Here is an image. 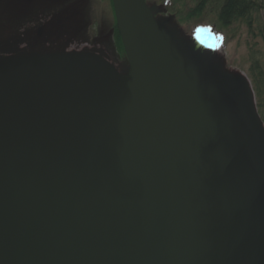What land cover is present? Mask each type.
<instances>
[{
    "label": "water",
    "instance_id": "95a60500",
    "mask_svg": "<svg viewBox=\"0 0 264 264\" xmlns=\"http://www.w3.org/2000/svg\"><path fill=\"white\" fill-rule=\"evenodd\" d=\"M112 4L126 73L0 61V264H264L253 91L178 52L144 0Z\"/></svg>",
    "mask_w": 264,
    "mask_h": 264
},
{
    "label": "rangeland",
    "instance_id": "374dc122",
    "mask_svg": "<svg viewBox=\"0 0 264 264\" xmlns=\"http://www.w3.org/2000/svg\"><path fill=\"white\" fill-rule=\"evenodd\" d=\"M256 1L246 18L235 21L229 17L233 21L227 24L219 21L218 13L228 7L237 10L239 5L232 0L227 6L225 0H170L167 4L145 0L157 23H163L166 33L172 34L178 52L184 55L196 46L200 57L210 58L224 72L239 75L254 93L250 67L258 60L264 68V36L259 33L264 26V7L261 0L257 1L261 7ZM194 5L196 12L191 9ZM117 32L112 0H0V61L89 54L126 73L128 62ZM257 101L256 97V109ZM127 111L121 118L124 131L140 123L135 108Z\"/></svg>",
    "mask_w": 264,
    "mask_h": 264
},
{
    "label": "trees",
    "instance_id": "16d2710c",
    "mask_svg": "<svg viewBox=\"0 0 264 264\" xmlns=\"http://www.w3.org/2000/svg\"><path fill=\"white\" fill-rule=\"evenodd\" d=\"M179 1L181 0H178V2ZM197 1L198 2L200 1L201 3L203 0H197ZM225 1H227L225 4L227 6V3L229 0H225ZM257 1H256V4L259 5L260 3H257ZM232 2H235L237 5H239L238 9L231 10L230 7H228L227 10L220 11L218 13V18L221 23L229 24L230 21H233L232 19H230L231 17H233L234 20L236 21L239 19H244L248 16V14H251V8H252L251 3L253 2V0H232ZM167 3H170V0H164V4H167ZM261 5L264 7L262 0H261ZM261 5L259 6L261 7ZM195 8H196V5H194V7L191 8L192 12H196V10H194ZM259 33L262 36H264V26L262 29L259 30ZM117 39L119 40L118 43H119L120 48L123 50L118 32H117ZM258 62H259L258 60L256 62H253L252 66L250 67V70L252 71L253 82L255 85V93H256L257 100H258L257 101L258 114L261 117L260 119L264 121V68L261 69Z\"/></svg>",
    "mask_w": 264,
    "mask_h": 264
},
{
    "label": "bare ground",
    "instance_id": "6f19581e",
    "mask_svg": "<svg viewBox=\"0 0 264 264\" xmlns=\"http://www.w3.org/2000/svg\"><path fill=\"white\" fill-rule=\"evenodd\" d=\"M139 120H143V115L142 116H140V118H139ZM137 130V126L135 125L134 126V128L132 129V132H135ZM128 141H132V140H134L135 138L134 137H132L131 135H128Z\"/></svg>",
    "mask_w": 264,
    "mask_h": 264
},
{
    "label": "flooded vegetation",
    "instance_id": "af4514ba",
    "mask_svg": "<svg viewBox=\"0 0 264 264\" xmlns=\"http://www.w3.org/2000/svg\"><path fill=\"white\" fill-rule=\"evenodd\" d=\"M39 32H41V31H39Z\"/></svg>",
    "mask_w": 264,
    "mask_h": 264
},
{
    "label": "snow or ice",
    "instance_id": "6c2138e0",
    "mask_svg": "<svg viewBox=\"0 0 264 264\" xmlns=\"http://www.w3.org/2000/svg\"><path fill=\"white\" fill-rule=\"evenodd\" d=\"M198 31H199V29H198Z\"/></svg>",
    "mask_w": 264,
    "mask_h": 264
}]
</instances>
